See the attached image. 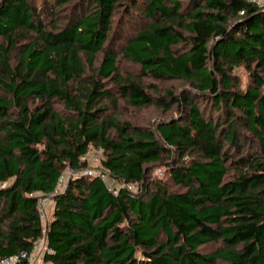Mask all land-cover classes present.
Wrapping results in <instances>:
<instances>
[{"label":"trees","instance_id":"trees-1","mask_svg":"<svg viewBox=\"0 0 264 264\" xmlns=\"http://www.w3.org/2000/svg\"><path fill=\"white\" fill-rule=\"evenodd\" d=\"M262 1L0 0V260L264 264Z\"/></svg>","mask_w":264,"mask_h":264},{"label":"rangeland","instance_id":"rangeland-1","mask_svg":"<svg viewBox=\"0 0 264 264\" xmlns=\"http://www.w3.org/2000/svg\"><path fill=\"white\" fill-rule=\"evenodd\" d=\"M183 2H188V0H183ZM263 3V1H262ZM128 4V2H127ZM125 6L123 8L120 7L119 11H120V17H122V15H124V11H125ZM65 13V12H64ZM63 13V14H64ZM125 69L126 72H136L138 71V68L135 66V65H125L123 67ZM240 74V78H242V82L243 84L245 85L248 81V77L246 75V73L244 71H240L239 72ZM145 81H146V84L149 85L150 83H152L153 81L151 79H146L145 78ZM155 83L157 84V86H159L162 90L165 91V89H171L174 91L175 94H179L182 89L184 88H189L188 85H186L185 82L183 81H177V80H169V81H165V82H156ZM123 116V120H126V121H129L131 123H135V124H138V125H143V126H150V125H154L155 123H157L158 121L160 120H166V118H169L172 114H166L164 115L159 109H157L155 106H152V107H149V109H144V110H140V111H137V110H133V111H123L121 113ZM101 158H102V154H100L99 152H95V151H92V153L88 156V160L87 162L90 164V166H92L91 168L92 169H99L101 167V164H100V161H101ZM97 169V170H98ZM159 173H157L158 177H159ZM53 207V201L49 204V207H48V211H47V219H45L44 221V225L48 222V220L51 218V214H52V209ZM43 250L42 247H39ZM41 253V251L39 252ZM36 255V259L38 257V254ZM37 264H44L41 259L40 261H38Z\"/></svg>","mask_w":264,"mask_h":264},{"label":"built area","instance_id":"built-area-1","mask_svg":"<svg viewBox=\"0 0 264 264\" xmlns=\"http://www.w3.org/2000/svg\"><path fill=\"white\" fill-rule=\"evenodd\" d=\"M264 3V1H263ZM262 2H259V4H263ZM86 160H88V157L86 158ZM93 176V177H96V176H99L101 178V180H103L109 191L113 192V193H117V190H118V185L117 183L112 180L110 178V176L107 174V173H104V172H99V171H96L95 169H92V168H88L86 169L84 172L82 173H74V171L72 170H68L60 179V187H59V190H64L68 187V184H69V179L72 177H80V176ZM159 176H162V173H159ZM130 189H135V187H130ZM57 194V192H54L52 193V195H49V196H44V197H40L41 199L39 200V206H40V212H41V215H42V218L45 220L47 219V209L49 207V204L52 202V199L53 197ZM39 247H42L43 250ZM36 251L28 258V262L29 264H37L38 261H41L43 260V254L46 250L45 248V242L44 241H40L39 243H37V246H36ZM41 251V253H39ZM38 254V257L36 259V255ZM25 256V255H24ZM18 258H7V259H4V260H0V264H16Z\"/></svg>","mask_w":264,"mask_h":264}]
</instances>
